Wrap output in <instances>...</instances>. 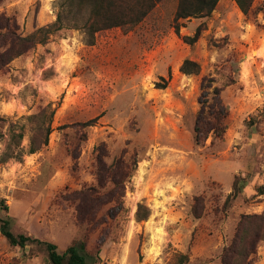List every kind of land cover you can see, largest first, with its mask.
<instances>
[{
  "label": "rangeland",
  "instance_id": "rangeland-1",
  "mask_svg": "<svg viewBox=\"0 0 264 264\" xmlns=\"http://www.w3.org/2000/svg\"><path fill=\"white\" fill-rule=\"evenodd\" d=\"M60 1L0 0V218L59 249L98 245L96 264H169L177 252L185 264H222L241 215L264 216V0L247 15L219 0L206 16L178 20L179 34L178 0H161L91 45L65 23L16 55L23 46L10 39L53 23ZM184 59L198 73H182ZM203 77L220 87L228 127L221 141L196 145ZM48 103V144L27 153L28 117ZM236 177L246 180L239 192ZM83 190L93 198L82 200ZM249 259L264 264V241ZM0 264L52 263L38 245L0 234Z\"/></svg>",
  "mask_w": 264,
  "mask_h": 264
},
{
  "label": "trees",
  "instance_id": "trees-1",
  "mask_svg": "<svg viewBox=\"0 0 264 264\" xmlns=\"http://www.w3.org/2000/svg\"><path fill=\"white\" fill-rule=\"evenodd\" d=\"M161 0H61L58 5L56 19L46 27H39L35 32L25 36H14L10 43H19L22 50L16 55L30 49L34 43H44L48 36L67 25L82 29L87 44H93L95 34L101 30L112 27H131L138 24ZM219 0H178L174 13V30L179 34L178 20L202 17L211 13ZM243 14L247 15L254 0H234ZM264 15V10H263ZM197 33L192 36H183L188 43H193ZM1 65V64H0ZM179 70L184 74L198 73L199 65L191 59H184ZM164 88L165 84H159ZM199 109L193 123V140L196 145L212 136L213 140L221 141L228 127L229 109L221 97V89L214 84L211 77H203L200 83V94L198 96ZM55 108L48 103L40 107L38 112L28 117L34 122L29 136V147L27 153H34L48 144L51 121ZM264 119V106L256 116ZM250 123L248 122V126ZM22 137L21 134L18 135ZM19 150L17 155H20ZM136 163V160H135ZM113 186H120V182L114 178L111 180ZM246 185L245 178L236 177L233 183L236 192L241 191ZM82 200L93 198L88 190L80 192ZM258 194L264 195V186L257 188ZM103 201V200H99ZM109 199L107 202H111ZM1 205L5 204L1 200ZM141 205L138 206L136 217L143 219L146 214H140ZM194 216L199 217L194 211ZM0 234L13 246L23 248L27 244H35L43 248L47 259L52 264H96L99 260V246L95 251L87 247L85 239L73 240L64 249L48 240H42L23 233H13L11 230V218H0ZM259 241H264V216L241 215L237 228L230 243L223 249L221 256L222 264H251L249 257L255 253ZM188 261L186 253L177 252L174 260L169 264H185Z\"/></svg>",
  "mask_w": 264,
  "mask_h": 264
}]
</instances>
